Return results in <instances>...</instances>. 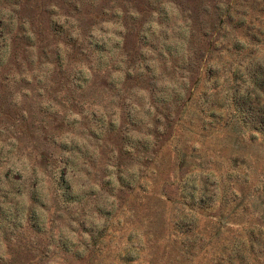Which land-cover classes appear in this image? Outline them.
I'll list each match as a JSON object with an SVG mask.
<instances>
[{
    "label": "rangeland",
    "instance_id": "obj_1",
    "mask_svg": "<svg viewBox=\"0 0 264 264\" xmlns=\"http://www.w3.org/2000/svg\"><path fill=\"white\" fill-rule=\"evenodd\" d=\"M0 264H264V0H0Z\"/></svg>",
    "mask_w": 264,
    "mask_h": 264
}]
</instances>
